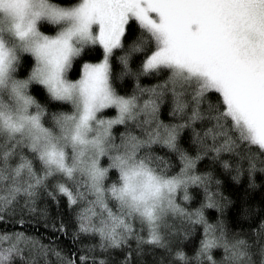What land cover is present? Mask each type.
I'll list each match as a JSON object with an SVG mask.
<instances>
[{
  "label": "snow or ice",
  "instance_id": "obj_1",
  "mask_svg": "<svg viewBox=\"0 0 264 264\" xmlns=\"http://www.w3.org/2000/svg\"><path fill=\"white\" fill-rule=\"evenodd\" d=\"M217 164L264 172V0H0V264H264Z\"/></svg>",
  "mask_w": 264,
  "mask_h": 264
},
{
  "label": "trees",
  "instance_id": "obj_2",
  "mask_svg": "<svg viewBox=\"0 0 264 264\" xmlns=\"http://www.w3.org/2000/svg\"><path fill=\"white\" fill-rule=\"evenodd\" d=\"M130 23H132L130 21ZM134 27L137 29V34L139 31V25L138 23L134 25ZM45 31H51V28H45L43 29ZM82 56H84L85 59H90L93 60V62H95V53L94 52H90V51H85L81 53ZM25 56L27 57H31V54L26 53ZM102 58V57H100ZM33 62H34V58ZM82 63V61H81ZM27 71L26 70H22L21 71V75H26ZM76 78V77H73ZM155 80L149 78V79H145L144 83H154ZM126 84L127 89L129 94L131 93V89L132 87L135 85V81L131 78V77H126L124 82H121ZM40 88V90L46 95V89L43 88L42 85L38 86ZM34 95H37L38 98L40 97V93L34 91L33 92ZM62 106L67 108V102H63ZM170 106V105H169ZM107 115H113L114 113H105ZM123 130V129H121ZM183 137V134H182ZM163 154V153H161ZM234 154H230V153H224L222 154V159H229L230 163L233 162L232 160V156ZM210 159V157L208 158ZM204 164L208 163V160L203 161ZM200 170L204 171L207 170L203 167V164L200 165ZM215 170L218 172L219 174V179H221L223 181V191L225 192V195L230 196L232 198V204L229 205L228 208V216L229 217H233L236 216L239 212V210L243 207V204L245 202H247L249 205H252L256 210H257V214H259V209L260 206L262 204H264V172L260 171L259 167L257 168V171L255 173V180H256V184L255 186H252L250 184L249 178L247 176V174H242L239 180H236L233 178V172L228 171L223 169V166L220 164H217ZM245 197H247V199L245 200ZM51 208L53 209V211H55L56 209V205L53 203L51 205ZM210 211H215V210H210ZM253 227H255V224L252 225ZM30 230V229H27ZM35 232L37 235H40L42 233H48V235H52L55 230L54 229H50L46 223L44 224H39L35 226ZM55 235L60 236L61 234L59 232H55ZM62 239L67 240L68 238L65 237H61ZM47 242V241H45ZM189 247L185 248V251L188 252L189 255H191V251H189Z\"/></svg>",
  "mask_w": 264,
  "mask_h": 264
},
{
  "label": "bare ground",
  "instance_id": "obj_3",
  "mask_svg": "<svg viewBox=\"0 0 264 264\" xmlns=\"http://www.w3.org/2000/svg\"><path fill=\"white\" fill-rule=\"evenodd\" d=\"M68 107V106H67Z\"/></svg>",
  "mask_w": 264,
  "mask_h": 264
}]
</instances>
